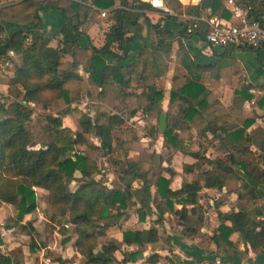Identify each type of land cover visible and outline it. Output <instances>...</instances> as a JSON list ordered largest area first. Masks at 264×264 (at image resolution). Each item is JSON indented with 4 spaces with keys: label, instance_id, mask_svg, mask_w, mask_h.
<instances>
[{
    "label": "trees",
    "instance_id": "obj_1",
    "mask_svg": "<svg viewBox=\"0 0 264 264\" xmlns=\"http://www.w3.org/2000/svg\"><path fill=\"white\" fill-rule=\"evenodd\" d=\"M242 1L253 6V19L264 28L263 1ZM164 2L175 15L200 13V6L183 7L178 0ZM211 2L213 15L231 19L220 0ZM152 9L149 2L142 0H24L18 4L0 0V70L3 68L10 77L7 94L0 95V205L16 210L0 227V264H25L23 254L3 253L2 228L20 229L32 240L33 253L48 245V240L41 241L32 223H25L26 217L38 209L36 189L46 192L52 212L50 222L68 236L62 243L73 240L82 264H131L144 259L140 248L160 241V230L165 233L169 214L176 223V232L193 240L206 226L212 208L202 202L203 194L214 202L213 208L222 221L211 237L217 251L231 249L230 237L235 233L254 252L264 250V206L260 205L258 189L264 186V128L249 133L255 118L228 123L217 114V102L210 100L212 93L205 79L209 76L219 80L221 64H197L183 42L195 36L204 40L205 26L202 31L188 34L187 24L178 23L175 16L149 19L145 11ZM102 11L108 13V28L103 44L97 46L87 37L88 27ZM132 11L140 13L133 19ZM52 18L59 22L55 35L46 31L47 20ZM166 24L181 29L169 31ZM145 30L154 48L145 47L129 63V47ZM83 40H87L85 47ZM174 43L178 45L177 66L167 91L165 78L173 61ZM11 54L21 58L20 66L14 65ZM166 94L169 105L164 111ZM240 95L242 102L253 97L247 91H240ZM97 97L116 98L119 103L110 111L99 109L94 119L83 114L77 131L64 126V118L74 113L71 105L83 98ZM62 104L66 109L60 108ZM37 110L41 115L35 120ZM129 111L130 118L139 114L157 119L162 114L167 116L164 135L155 125L147 129L144 137L150 147L142 151L144 157L131 158L122 150ZM195 125L199 127V151L193 157L196 163L182 164L181 188L173 190L171 185L178 175L173 167L176 157L194 155L193 141L187 135L193 133ZM160 139L167 167L156 171L146 165L152 164ZM135 140H139L138 135ZM214 143L223 152L222 157L206 156ZM94 153L110 165L115 176L112 188L101 178ZM230 181L239 182L241 191L237 195L238 211L230 214L229 227L220 213L227 201L205 190L222 193ZM129 210L140 223L152 217L150 228L124 229ZM116 229L122 231L121 243L108 237ZM36 240L41 242V248ZM119 252L122 261L116 257ZM161 261L185 264L176 256L161 257L156 253L144 264Z\"/></svg>",
    "mask_w": 264,
    "mask_h": 264
},
{
    "label": "crops",
    "instance_id": "obj_2",
    "mask_svg": "<svg viewBox=\"0 0 264 264\" xmlns=\"http://www.w3.org/2000/svg\"><path fill=\"white\" fill-rule=\"evenodd\" d=\"M11 1L13 4H18L24 0H11ZM142 1L150 3V0H142ZM178 1L183 7L200 6V13L198 15L196 14L191 15V14H186L184 12H181L179 15H175L174 12L166 4V6L171 12L169 15L177 17L178 23L184 22L187 24V27L197 24L198 27L196 30H199V31L204 30L203 28L205 26L206 29H205L204 35H206L207 31L210 28V25H209L210 21L215 20L217 23L232 22L233 21L232 11L234 10V8L241 4L248 6V4H246L242 0H220L223 7L227 11H229L231 14V19L225 20V19H222L221 15L219 14L218 15L212 14L213 4L210 9H202L201 3L203 0H178ZM260 1H263V6L261 9V14H262L261 20L264 22V0H260ZM249 6H252V5H249ZM139 13L140 11H132L131 17L134 19L136 15ZM145 13L147 14L149 19L154 20V21H157L161 17H164V14L161 11L154 9V8L152 9V12L145 11ZM107 14H108L107 11H102L100 16H102L105 20V18L108 17ZM106 27L108 28L107 24H106ZM165 28L173 32H177L179 29H181V27L171 26L168 24L165 25ZM183 42L188 52L190 53L192 60L196 62L197 64L204 65V66L206 65L214 66L216 64H221L219 80L212 79L209 76H207L205 79V84L212 93L210 100L217 102V106H216L218 109L217 114L222 116L224 120L228 123H236L237 121L240 122L246 119L255 118L256 122L251 126L250 129H248L249 133L257 128H260V127L264 128V122H263L264 121L263 119V116H264V47L261 48L257 52L253 50L238 49V48L212 49L207 43H205V40H201V38H199L198 36H195L187 40L183 39ZM101 45H98V46H101ZM145 47L151 48V49L154 48L150 40H148L147 30H145V32H143L142 35L137 36L135 38L134 43L129 47V50H130L129 63L134 62L137 56L139 55L140 51L145 49ZM177 50H178V45L177 43H174L172 53H171V58L173 61L170 63V65H173L172 63H174V69L177 66V64H175ZM11 56L13 57L14 62H17L21 59L19 56H14L13 54H11ZM16 66H19V63ZM80 73L83 74L82 71ZM174 74L175 72H173L170 82H168V80L166 81V78H165L167 91H169L172 87V78ZM240 91L249 92V94L253 96L252 100L249 102L248 101L242 102ZM223 92L225 93L223 94ZM168 105H169V95L166 94L165 102L163 104L164 111H167ZM157 143H159V141ZM162 147H161V150H162ZM212 147L213 148L215 147L214 149L217 151L218 155L216 157L223 156V152L219 150L217 143H214ZM179 157L180 155L177 156L176 158L178 159ZM177 177L181 180V182L179 186L178 185L174 186V181ZM177 177L174 179L171 185V188L173 190L180 189L182 185L183 180H182L181 172L180 173L178 172ZM232 183L236 184V188L233 191H231L230 189L229 191H226L227 186ZM258 189L260 191L261 198H262L260 205L264 206V186L258 187ZM238 191H241V190H240V184L237 181L228 182L226 187L223 189L222 193H216L213 191L205 190V192H208L209 194H211V196L214 194L216 198L223 197L227 201L226 205L220 209V213L224 214V220H225L224 224L229 227L231 226V222L229 220L230 214L238 211V207H237ZM209 204L212 208L210 209L207 215V224L201 230V233L197 237H195L193 240L185 239L177 232L178 236L183 238L184 241H189V242L194 243V247L198 249L201 255L202 263L203 264H264V250L258 253L254 252L251 249V247L248 244H246L241 239L239 234L237 233L233 234L230 237V242L232 243L231 249L227 248L226 249L227 252L225 253L223 251H217L216 246L211 241V237H213L214 231L218 229L222 221L219 218V213L214 210L213 208L214 202L211 199H210ZM6 206H9V205L1 204L0 208L6 207ZM169 217L174 219L173 216L169 214L167 215L166 221ZM27 222H30V221H27L25 219V223ZM32 225L36 230V226L34 225L33 222H32ZM3 226L4 225H2L1 227ZM149 228H150V225H149ZM15 232L18 233V235L21 238H23L22 237L23 235L21 234L20 229H12V230H5L3 228L1 229L2 241L5 244V248L7 245V250L9 252H11L10 250H14V248L11 245L12 241H8L7 239L11 237V234H15ZM20 237L18 241L21 243L23 239H20ZM47 240H48V245L45 247L43 258L39 257L41 256L42 250H40L39 252L37 251L35 252V254H33V252L31 251V245L28 248L29 253H32L30 255H32L33 258L38 256V259H40V261H38L39 264H67L69 263L65 261L67 259H65L64 256H61L58 252L55 253V251H53L54 249L52 247L53 245L52 242L54 241V239L52 241L51 238L47 236L45 238V242H47ZM41 241H42V237H41ZM70 242L72 243L71 251L73 250V254L77 256V257H74V261L77 262L78 261L77 259L78 258L82 259V257L76 252L73 246V240H71ZM121 242H122V239H121ZM3 246L4 245H2V247ZM3 253L5 252L3 251ZM186 253L187 251L185 249V252L183 255L181 256L174 255V256L180 258V261L184 262L185 264H190L187 261L188 256L186 255ZM53 254H55L54 258H57V259L51 258L53 257ZM23 256L25 258V253ZM71 256H74V255H71ZM160 256L169 257V255H165V256L160 255ZM67 258L69 261L72 260V257H67ZM169 258H172V257H169ZM61 259H63V261ZM76 262L74 264H76ZM25 264H28V263H25ZM32 264H36V263L34 262ZM196 264H199V262H197Z\"/></svg>",
    "mask_w": 264,
    "mask_h": 264
},
{
    "label": "rangeland",
    "instance_id": "obj_3",
    "mask_svg": "<svg viewBox=\"0 0 264 264\" xmlns=\"http://www.w3.org/2000/svg\"><path fill=\"white\" fill-rule=\"evenodd\" d=\"M46 1V0H44ZM155 17V16H154ZM107 18H105L106 20ZM105 20L102 16L96 18L90 22V26L88 27V39L93 42V44L95 45H101L104 41V34L107 30L106 27V23ZM47 26H46V31L49 32L52 35H55L57 33V29H58V19L56 18H52V19H48L47 20ZM87 40H83L82 41V46L85 47L87 46ZM20 59V58H19ZM19 66L22 64L21 59L17 62H14V65H18ZM173 65H169L168 68V75H166V81L168 80V82H170L171 80V76L173 75V72H175L174 69V63H172ZM176 64V62H175ZM14 67H10V72L11 74L14 73ZM10 77L7 76L6 74L3 73V68L0 70V95L7 94L8 92V88H9V79ZM225 92H223L224 94ZM119 101L116 100V98H111V99H101V98H96V99H85L83 98V100L81 102H79L78 104H73L71 105L70 109L72 110V115L69 117L64 118V126L65 127H69L70 129H72L73 131H77L78 130V119L83 115H89L91 116L93 119L97 116V111L99 109H106L107 111L113 110L114 107L116 105H118ZM60 108L66 109V107L62 104V106H60ZM126 116L125 118L127 119V125L124 126L126 132L124 134H122V138L125 141L124 144V148L122 149L124 154H127L129 157L131 158H139V157H144L142 155V151L146 148L150 147V141L144 137V135L146 134L147 129L150 126H157L159 127V119H157L156 117H151V116H146L143 114H139L134 118H130V111L126 112ZM40 112L37 110L35 115H34V119L36 120V118H38L40 115ZM198 125H195L193 128V133H191L190 135H187V138H191V140L193 141V146L191 148V153H193L194 155H180V157L177 159H175L174 165L173 167L180 173L182 171V164L184 162L188 163V164H193L196 163L195 159L193 158L194 156H196V153L199 151L198 149V138H197V133H198ZM160 129V128H159ZM135 135H138L139 140H135ZM93 142H95L96 144H98V142L96 140H91ZM163 145V141L160 139L159 143L156 144L155 146V153L156 156L154 158V160L152 161V164H147L146 167L150 168V166H153L156 171H159L161 169V167H167V164L162 160V155L163 152L161 150V147ZM206 145H208V143H206ZM206 147V146H205ZM78 151H81L80 148H77ZM99 163V167L101 170V178L105 181V184L107 185V187L112 188V183L115 180V176L111 171L110 165L108 164V162L106 161V159H104L103 157H100L98 154H93ZM217 151L211 147L206 151V156L209 158H214L216 157ZM158 159V160H157ZM77 178L80 177V175L78 173H76L75 175ZM99 179V177H97ZM181 180L177 177L174 181V186L176 185H180ZM77 187L76 182L73 183L71 185V188L73 190H75ZM236 188V184L232 183L229 184L226 188V191H229V189L231 191H233ZM37 191V199H38V209L35 213H33L31 216H28L26 218L27 221H30L31 223L33 222L34 225L36 226V231L37 234L39 236L42 237V241L45 242V238L48 236L51 238V240L54 241L52 242L53 245V251H55V253H59L61 256H64L65 261L69 262L67 264H74L76 261H74V257H77L75 254H73V250L71 251V247H72V243L70 242L69 244L67 243H62L63 240H65L68 236L67 235H63L61 234L59 227H54L51 223H50V219H51V209L48 206L47 202H46V192H44L43 190L40 189H36ZM203 194V193H202ZM202 202L204 204H209L210 202V197L207 194H203L202 195ZM16 214V210L14 207L12 206H6L3 208H0V227L2 225H5V222L10 218L13 217ZM128 214V221L124 224V229L126 228H133L136 230H148L149 225L151 226L152 224V217H148L146 222L144 223H140L139 222V218L138 216L132 211L129 210L127 212ZM165 233L162 232V230H160V234H161V239L160 241L155 244V245H144L140 248V251L143 253L144 255V259H138L136 261V263H131V264H144L146 262V259L151 256L152 254L156 253V254H160L162 256L165 255H169V257H174V255L177 256H181L184 254L185 249L187 251L186 255L187 257V261L190 264H196L197 262L201 261V255L198 251L197 248L194 247V243L189 242V241H184L183 238H181L180 236H178L177 232H176V223L174 221V219L172 218H168L166 223H165ZM164 236H163V234ZM19 235L18 233L15 232V234H11V237L8 238V241H12V247L14 248V250H10L11 252H9L7 250V245L5 248V244L3 243V247L2 250L6 253V254H23L25 253V258H24V262L28 263V264H32V263H36L39 264L38 261H40V259H38V256L33 258L32 253H29V246L32 244V240L27 237V236H22L23 238L20 237V239H23V241L20 243L19 240ZM38 238V236H35ZM108 237L111 238L113 241H116L117 243L121 242L122 239V231L120 230H114L109 232ZM37 242V240H36ZM38 246L41 248V242H37ZM42 252H41V258H43V254L45 252V247L41 248ZM123 250H126V248H123ZM35 254V253H33ZM74 255V256H71ZM24 257V256H23ZM55 254H53L54 258ZM67 257H72V260L69 261ZM116 257L118 259V261H122L123 257H122V253L119 252L116 254ZM147 257V258H146ZM57 259V258H54ZM63 261V259H61ZM78 261L76 262V264H82L83 259H77ZM73 261V262H72ZM160 264H168L166 261H161Z\"/></svg>",
    "mask_w": 264,
    "mask_h": 264
},
{
    "label": "built area",
    "instance_id": "obj_4",
    "mask_svg": "<svg viewBox=\"0 0 264 264\" xmlns=\"http://www.w3.org/2000/svg\"><path fill=\"white\" fill-rule=\"evenodd\" d=\"M152 8L161 11L164 15L171 12L163 0H150ZM253 7L239 5L232 11V22H209L210 28L205 35V43L212 49L238 48L260 50L264 47V28L259 21L252 17ZM194 24L187 27V33L191 34L197 29Z\"/></svg>",
    "mask_w": 264,
    "mask_h": 264
},
{
    "label": "water",
    "instance_id": "obj_5",
    "mask_svg": "<svg viewBox=\"0 0 264 264\" xmlns=\"http://www.w3.org/2000/svg\"><path fill=\"white\" fill-rule=\"evenodd\" d=\"M201 7L202 9H210L212 7V2L210 0H203ZM159 128L162 135H164L168 129V121L165 114L159 117ZM178 260L180 261V258H178Z\"/></svg>",
    "mask_w": 264,
    "mask_h": 264
}]
</instances>
